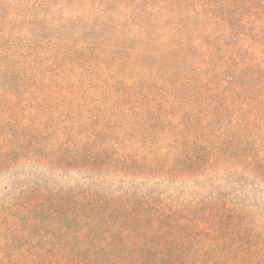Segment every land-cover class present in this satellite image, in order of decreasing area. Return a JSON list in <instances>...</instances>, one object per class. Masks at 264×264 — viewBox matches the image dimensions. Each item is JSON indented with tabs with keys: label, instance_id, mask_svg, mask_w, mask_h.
I'll use <instances>...</instances> for the list:
<instances>
[{
	"label": "trees",
	"instance_id": "16d2710c",
	"mask_svg": "<svg viewBox=\"0 0 264 264\" xmlns=\"http://www.w3.org/2000/svg\"><path fill=\"white\" fill-rule=\"evenodd\" d=\"M0 264H264V0H0Z\"/></svg>",
	"mask_w": 264,
	"mask_h": 264
}]
</instances>
